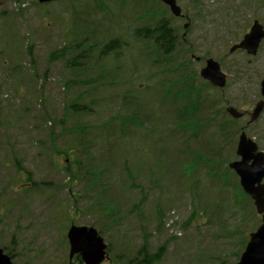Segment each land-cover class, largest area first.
Segmentation results:
<instances>
[{
	"label": "rangeland",
	"instance_id": "1",
	"mask_svg": "<svg viewBox=\"0 0 264 264\" xmlns=\"http://www.w3.org/2000/svg\"><path fill=\"white\" fill-rule=\"evenodd\" d=\"M258 2L178 0L182 16L161 0H0V247L14 264H85L72 224L100 231L101 264L238 263L261 217L228 164L242 130L264 150V118L226 111L247 109L258 73L229 49ZM162 20L171 54L144 37ZM209 59L232 75L224 88L201 76Z\"/></svg>",
	"mask_w": 264,
	"mask_h": 264
},
{
	"label": "water",
	"instance_id": "2",
	"mask_svg": "<svg viewBox=\"0 0 264 264\" xmlns=\"http://www.w3.org/2000/svg\"><path fill=\"white\" fill-rule=\"evenodd\" d=\"M52 1L56 0H39L40 3ZM163 1L170 4L175 15H180L181 9L176 5V0ZM263 37V26L256 21L252 31L245 35L238 47L233 49L242 48L255 52ZM201 75L214 85L222 87L226 83V76L220 70V65L213 59L207 60L206 66L201 70ZM262 105V103H259L256 106L255 115L260 114ZM228 112L235 118L244 115L243 112H239L234 107H228ZM237 155L240 158L232 161L229 167L238 174L243 189L251 193L258 212L264 213V185L261 184L264 178V152L258 151V144L248 137L244 130L239 136ZM68 239L71 244L70 259L75 253L81 255V259L85 264H101L106 258L107 246L96 228L72 225L68 231ZM0 264H14L12 257L6 254L1 247ZM237 264H264V214H262V224L250 234L246 248Z\"/></svg>",
	"mask_w": 264,
	"mask_h": 264
},
{
	"label": "flooded vegetation",
	"instance_id": "3",
	"mask_svg": "<svg viewBox=\"0 0 264 264\" xmlns=\"http://www.w3.org/2000/svg\"><path fill=\"white\" fill-rule=\"evenodd\" d=\"M252 10H253V12H252L253 20H252V23H250V25H249V31H247L245 33V35L249 34L252 31V27L256 21L260 22L264 28L263 21L261 19L255 17V15H259L262 12H264V4H261L260 2H258L255 6H253ZM263 31H264V29H263ZM245 35H244V37H245ZM240 42H241V40L232 44L231 48L229 49L230 55L235 54L236 52H240L247 57V65L248 66L258 67V73L257 72L255 73L254 82H251L248 80L245 83L246 88H245V92L243 94V96H244L243 102L246 103L247 109L244 110V114H245L244 116L249 117V123L250 124L259 123L261 121V119L264 118V37L261 39V41L258 45L257 51H255V52H252L248 49H239V48L233 49L234 47H238L240 45ZM219 65L221 67L220 63H219ZM221 71L226 75L227 80H228V76H232L229 73L226 74L222 70V67H221ZM245 76L248 77V73H246ZM237 79H239V77H237ZM259 103H262L263 105L261 106L262 110H261L260 114L257 116V115H255V109ZM258 151L264 152L263 149H260L259 145H258ZM236 153H237V151H236ZM261 184L264 185V178L262 179ZM256 186H258V185H256ZM243 193L245 194L244 196L251 201V205L254 208L255 213L264 214V213L258 212L257 207L255 205V201H254L251 193L248 191H245L244 189H243ZM260 217H261V222H262V215H260Z\"/></svg>",
	"mask_w": 264,
	"mask_h": 264
},
{
	"label": "trees",
	"instance_id": "4",
	"mask_svg": "<svg viewBox=\"0 0 264 264\" xmlns=\"http://www.w3.org/2000/svg\"><path fill=\"white\" fill-rule=\"evenodd\" d=\"M147 32H149L150 34L145 35V38H153L154 42H155V46L157 47V45H159V47H161V51L164 54H171L172 51L175 50V46L177 45L175 43V38L172 35V31L171 28L168 26V24L166 22H164V20H162L161 22H159L154 28H147L144 29ZM95 44H91L90 47H93ZM118 46V40H112L109 42V44H105L103 47H101L100 49V55L104 56L106 55L108 52H111L113 50L114 47ZM67 50H62L61 52H55L53 54V58L55 57H62ZM90 52V48H86L83 51H81L80 53H78L74 59L72 60L73 65L74 66H80L83 65L80 61V59L84 58V56L86 58L89 57V52ZM29 53L32 52V47L29 48L28 50ZM198 97V95H197ZM77 103H73L72 107H77L76 106ZM196 108H200L197 104H195ZM195 106L193 108V111H195ZM87 107V106H84ZM241 193H243V191L241 190ZM245 195V194H244ZM8 255H10L13 258V253L11 251H8L7 249H4ZM160 260V258L156 257V253H152L149 254L148 252H145L144 255L142 256V258L138 259L139 263H143V264H153L154 262H158ZM79 261H80V257H79Z\"/></svg>",
	"mask_w": 264,
	"mask_h": 264
}]
</instances>
